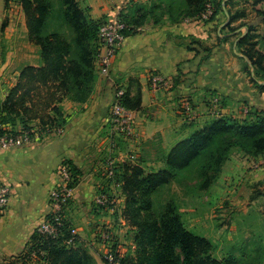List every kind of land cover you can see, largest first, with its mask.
<instances>
[{"label":"crops","instance_id":"1","mask_svg":"<svg viewBox=\"0 0 264 264\" xmlns=\"http://www.w3.org/2000/svg\"><path fill=\"white\" fill-rule=\"evenodd\" d=\"M116 1L121 4L125 0ZM6 8L5 0H0V56L7 53L0 59L2 101L16 85L23 68L41 64L39 54L29 53L39 48L29 41L19 42L22 31L23 38H27L25 17L11 15L7 19ZM91 13L94 19L102 14L114 15L108 8L100 12L95 8ZM221 15L229 23L224 3L222 12L207 23L186 19L179 23L166 20L159 25L151 21L141 26L137 33L126 37L109 76L102 75L96 67L94 91L87 103L64 102L66 125L61 128V134L57 132L59 129L44 131L34 122L30 125L35 133L31 144L0 152V185L11 189L9 206L0 217V263L28 250L33 235L52 211L51 193L60 184V170L66 163L79 172L66 220L79 229V243L87 244L89 232L94 228L92 224L98 219L93 216L91 220L87 214L105 211L95 208L94 199L102 189L109 190L105 169L110 156L118 161L119 167L134 163L145 169L144 164L165 163L171 149L187 138V120L180 113L184 99L190 100L197 112L192 124L199 125L198 130L209 119H216L208 112L212 96L218 95L225 101L224 116L236 110L243 115L248 109L262 108L264 93L253 84V73L250 76L243 71V55L237 49L239 38L245 34L226 33L229 30L224 29L226 22L215 32L214 26ZM20 24L23 29L19 28ZM151 73L171 79L173 88L153 92L148 80ZM118 83L127 89L130 99L140 94L142 100L140 109L135 110L136 136L129 140L114 135L110 122ZM234 118L242 120L245 116ZM2 127L15 131L23 128L21 125ZM132 154L136 157L134 161L128 159ZM88 245L97 264H103V246ZM29 264L38 262L33 259Z\"/></svg>","mask_w":264,"mask_h":264},{"label":"trees","instance_id":"2","mask_svg":"<svg viewBox=\"0 0 264 264\" xmlns=\"http://www.w3.org/2000/svg\"><path fill=\"white\" fill-rule=\"evenodd\" d=\"M179 1L188 6L184 20H199L211 6L210 22L222 12L224 0L216 5L210 0ZM5 2L7 7L9 1ZM20 3L28 41L39 48L41 64L23 68L6 99L0 100V134L18 132L3 128L4 125H21L22 131H27L32 130L30 125L34 122L44 131L63 128L64 102L87 103L97 78L96 41L104 22L94 20L88 14L90 9L83 10L78 0H20ZM232 3L228 0L226 5ZM158 7L154 3L150 9H137L134 16L120 18L128 26L125 36L137 33L151 16L155 24L163 23L154 16ZM167 8L171 11L173 4ZM228 13L230 20L224 29L234 31L232 24L246 15L238 10ZM183 19L179 21L169 13L167 20L179 23ZM255 31L249 27L239 38L237 49L243 55V71L250 76L253 73V84L264 93V43L254 41L258 37ZM141 102L140 94L132 100L125 88L127 108L140 109ZM233 149L251 157L264 156V111L253 109L242 120L228 116L214 119L173 147L165 157L166 168L160 171L149 172L134 164L119 167L118 178L125 197L123 215L134 230L137 248L135 259L128 264H236L232 255L222 260L215 257L212 242L186 227L174 201H167L159 209L154 203V196L163 187L191 168L199 173V189L208 190ZM66 165L71 169L75 186L79 172L70 163ZM66 223L69 228L71 225L67 220ZM67 228L59 240H46L35 233L28 250L6 264H29L33 259L38 264H97L88 248L77 246L78 242L67 246L64 241L69 237Z\"/></svg>","mask_w":264,"mask_h":264},{"label":"rangeland","instance_id":"3","mask_svg":"<svg viewBox=\"0 0 264 264\" xmlns=\"http://www.w3.org/2000/svg\"><path fill=\"white\" fill-rule=\"evenodd\" d=\"M8 1L7 19L11 15H15L17 18L19 16L21 18L25 17L20 0ZM150 1L144 0L142 3H138L137 0H125L118 4L116 0H78L83 10L90 9L88 14L91 17V12L95 8L99 12L108 8L110 13H114L113 16L102 14L98 19L92 17L99 22L116 20L124 16H134L133 14L137 9H150L154 3L159 4L154 16L158 17L160 21H166L169 13H173V16L181 21L184 18V12L188 9V6L179 0H163L162 3H160V0H152L153 4ZM218 1L210 0L212 5H216ZM227 1L222 2L225 3L226 10L232 12L242 11L246 17L241 23L234 24V34L231 29L227 30L226 33L240 36L246 34L249 27H254L256 30L254 33L258 35L254 41H260L263 44L264 1L232 0L233 3L228 6L226 5ZM171 3L173 9L169 11L167 6ZM152 19L153 16L148 18L145 24L151 23ZM21 21L23 20L21 19ZM226 21H228L227 18L221 15L213 30L216 32L219 25L224 24ZM201 22L207 23L209 21ZM19 28L23 29V24H20ZM24 34L22 31V37L19 40L22 44L28 42V34H26V39L23 38ZM232 43H234V40ZM259 47H262V45ZM29 53L37 55L39 51ZM5 55L7 53H3V56L1 54L0 59L3 60ZM238 62L242 67L240 60ZM223 103L226 106L224 100ZM260 107L262 108L258 110L264 111V102ZM242 114L239 110H236L228 117H246L247 115L246 112ZM212 121L213 119H209V123L206 125H209ZM192 122L187 120L185 123V127L189 129L186 135L187 138L200 128L199 125L194 126ZM144 167L149 172H157L166 168V165L165 163L144 164ZM199 180V173L196 168L180 173L171 185L163 187L154 196L155 207L159 209L167 201H174L186 227L199 236L210 240L215 249L214 255L219 260L232 255L236 260V264H264V157H251L240 149H233L218 178L208 190L199 189ZM116 199L119 207L116 211H102L100 213L92 211L87 214L89 219L93 216H98V219L95 225L92 224L94 228L89 232L87 244H80L79 239L77 246L82 245L90 250L88 245L90 243L101 245V234L105 232L112 238V243L114 241V248L124 257V263L128 264L136 256L134 230L129 226L123 215L125 197L120 191H117ZM71 226L75 227L73 224ZM8 262H10V259H5L0 264Z\"/></svg>","mask_w":264,"mask_h":264},{"label":"built area","instance_id":"4","mask_svg":"<svg viewBox=\"0 0 264 264\" xmlns=\"http://www.w3.org/2000/svg\"><path fill=\"white\" fill-rule=\"evenodd\" d=\"M17 1V0H16ZM212 7L208 6L205 13L201 15L198 21H208L213 14ZM128 26L120 19L108 20L101 24L96 41V67L104 76L110 75V70L117 56V53L124 43L126 36L124 32ZM149 86L153 92L169 91L173 88V82L168 77L159 73H151L149 75ZM125 88L118 83L115 91V101L113 103L110 122L114 135L125 140L133 139L136 136L135 111L124 105ZM208 112L214 118L224 116L225 107L223 99L218 96H212L208 103ZM248 111H246L247 113ZM180 113L189 122L195 121L197 112L192 103L188 99H184L180 104ZM59 134L62 129L57 130ZM34 132L32 130L6 132L0 134V152L16 147L29 145L34 140ZM128 159L134 161L135 155H129ZM118 161L110 156L107 160L105 169V177L109 182L107 191L102 189L94 199L96 209L105 211H116L117 205L115 191L121 192L122 183L118 178L119 166ZM61 181L50 197L51 213L48 215L38 228V233L46 240H59L65 236L67 228L66 211L73 198L74 182L71 169L68 165H63L60 170ZM113 194V195H112ZM11 198V189L8 186L0 185V217L7 210ZM69 237L65 239L67 246H75L79 240V229L70 226L67 228ZM105 232L101 234V260L103 264H125L124 257L114 248V241Z\"/></svg>","mask_w":264,"mask_h":264},{"label":"water","instance_id":"5","mask_svg":"<svg viewBox=\"0 0 264 264\" xmlns=\"http://www.w3.org/2000/svg\"><path fill=\"white\" fill-rule=\"evenodd\" d=\"M224 6H225V3H224Z\"/></svg>","mask_w":264,"mask_h":264}]
</instances>
